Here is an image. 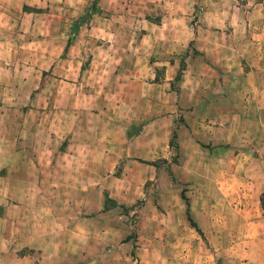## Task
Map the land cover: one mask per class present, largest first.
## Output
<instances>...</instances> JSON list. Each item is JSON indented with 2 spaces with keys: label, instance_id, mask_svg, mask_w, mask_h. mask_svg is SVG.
<instances>
[{
  "label": "rangeland",
  "instance_id": "obj_1",
  "mask_svg": "<svg viewBox=\"0 0 264 264\" xmlns=\"http://www.w3.org/2000/svg\"><path fill=\"white\" fill-rule=\"evenodd\" d=\"M93 4L36 1L33 47H19L33 62L0 77V264H264V0H97L77 27ZM221 31L238 55L196 51L195 42L221 41ZM170 44L172 75L154 65ZM64 83L78 141L53 145L79 157L55 155L57 174L40 175L38 184L51 183L33 190L28 158L39 144L25 132L22 142L3 140L4 125L35 118L27 109L42 91L49 97L36 101L54 109ZM103 88L125 101L112 137L93 119ZM74 229L96 233L81 255L65 254Z\"/></svg>",
  "mask_w": 264,
  "mask_h": 264
},
{
  "label": "crops",
  "instance_id": "obj_2",
  "mask_svg": "<svg viewBox=\"0 0 264 264\" xmlns=\"http://www.w3.org/2000/svg\"><path fill=\"white\" fill-rule=\"evenodd\" d=\"M36 1L47 6V2L49 0H46L47 2L45 0H0V77H2L3 72L8 73L9 77H11L12 66L10 65L12 64L27 61L33 62V54H28L26 53V51L19 50V47L25 48L28 47V45L33 47V35L35 28L37 27L34 24L33 20L34 17L39 14H37L38 11L35 12L33 10H30V8H34ZM51 26L52 25L47 23L41 24V27H43V30L41 29L42 32L44 31V29L47 32V34L45 35L42 34L45 37L40 39L42 45L45 44V41H48L49 39L48 32ZM152 26L155 28L160 27L158 24ZM206 32L210 35L214 34L212 33L213 30H211L210 28L207 29ZM217 34L219 36L222 35L223 39L221 41H210L209 43L195 42L194 44L196 51L201 53L207 59H212L215 54L219 57L228 49H230L235 55L239 54L238 45L236 46L231 41H229V43L225 41V32L221 31ZM176 50L177 46L174 44H170L168 46V49L162 54L165 58H167V61L162 60L159 61V63H154V65H161L162 67H166L169 74L172 75V71H175L176 69ZM42 55L44 56V54ZM6 64H9V66H6ZM7 93L12 94V89H7ZM35 95L36 97L33 98V102L30 103L27 112L32 113L36 117L32 120H27L24 122H20L18 120L6 122L4 127H7L8 133L3 134V140L15 143L23 141L21 140V137L24 136L22 135V133L25 132L26 136L24 137H26L28 141H30L31 143L39 144V150L36 151V156L31 153L28 158V162L29 164H31L33 172L36 174L37 177L35 184L33 183V190L36 189L40 175H42L43 177L49 176L51 178V176H55L57 174V170H55V166H53V159H55V155H57V157L62 156L63 158L69 157L71 159H76L79 157L76 153H74L75 151L73 150H68L72 153L68 152L65 149H62L59 152L60 145L56 147L53 144H59L61 142L63 143L66 141L76 143L78 140L75 136L79 134L80 129L79 125L77 126L74 120L75 118H77V115L73 108V105H67L62 101L65 100L67 97H72L70 95V92L66 90L65 83L63 84L62 88L58 89L57 97L59 102L56 106H53L54 109H47L48 105L51 106V104L49 103L40 104L38 101H36V98L40 97L47 99L49 96L45 94V92L42 91ZM109 96L110 95L106 93V89H104L102 92H99L98 94L93 95V98L96 99L95 113L93 114V119L101 121L99 123L101 127L107 130L109 129V135L110 137H112V130L115 126V123L112 122L114 119V114L116 112V115L118 113L119 116V113L124 111L125 101L123 97H117L116 100L118 102L115 103L110 101ZM8 107L9 110H12V108L14 110H17L18 105L13 102L10 103ZM39 116L41 117L39 118ZM49 117H52V119H50ZM67 118H71V120H68ZM123 120L124 119L122 118L119 125H116L119 137H121L123 134V131L121 129L123 127ZM106 131H104L105 136L102 138V141L112 144L113 139L108 138V134H106ZM105 156H108V153H105ZM36 159L39 160L38 163L35 162ZM46 182L51 183V181H48V179H42V182L40 181L39 184L44 185ZM54 185L57 184L52 183L51 187ZM43 201L44 203H47L45 199ZM49 202H52V204L54 205H64V201L60 199L49 200ZM63 219L64 218H62V216L60 217V215H56V221H61ZM73 220L74 219H71L70 221ZM141 223H143V221H141ZM157 228L158 226L156 222H154V226L151 227L149 234H146L149 235V237L151 238V242L155 240L153 235H156ZM68 234L72 236L73 244L70 247H64L67 248L65 249V254L69 253L72 255H81L83 251V244L87 240L88 241L86 242V244H89L92 242V240H95L96 238V233L92 230L89 231V234L83 235L74 229ZM139 240V244L141 245L140 247L141 249H143L141 237H139ZM234 257L237 261V254H234Z\"/></svg>",
  "mask_w": 264,
  "mask_h": 264
},
{
  "label": "trees",
  "instance_id": "obj_3",
  "mask_svg": "<svg viewBox=\"0 0 264 264\" xmlns=\"http://www.w3.org/2000/svg\"><path fill=\"white\" fill-rule=\"evenodd\" d=\"M96 1L97 0H94V4L91 6V10H89L84 16L78 18V20L76 22L77 23V27L82 25L83 23H85L86 20L90 17L91 13L95 10ZM175 138H176V134L173 133L172 134V140H174ZM171 144H172V141H171ZM175 148H177L176 145H175ZM181 197L184 200L185 205H186V210H185L186 218H187L189 224L192 227H194L195 229H197V225L195 224V222L193 221V219L191 218V215H190L188 199H187V197L184 196V194H181ZM259 202H260L261 209H262V211L264 213V192L260 195ZM197 231L199 232L198 229H197Z\"/></svg>",
  "mask_w": 264,
  "mask_h": 264
}]
</instances>
